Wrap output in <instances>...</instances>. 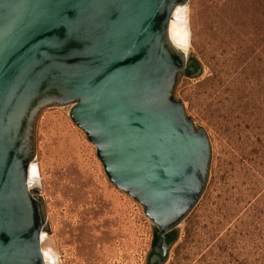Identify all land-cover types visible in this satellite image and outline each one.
<instances>
[{
    "label": "water",
    "instance_id": "1",
    "mask_svg": "<svg viewBox=\"0 0 264 264\" xmlns=\"http://www.w3.org/2000/svg\"><path fill=\"white\" fill-rule=\"evenodd\" d=\"M190 1L0 0V264H57L37 157L40 117L62 107L153 226L150 263H166L211 163L176 97L201 75L186 61Z\"/></svg>",
    "mask_w": 264,
    "mask_h": 264
},
{
    "label": "rangeland",
    "instance_id": "2",
    "mask_svg": "<svg viewBox=\"0 0 264 264\" xmlns=\"http://www.w3.org/2000/svg\"><path fill=\"white\" fill-rule=\"evenodd\" d=\"M176 97L209 139L204 198L165 264H264V0H191ZM69 107L40 117L37 173L58 264H146L154 229L116 190Z\"/></svg>",
    "mask_w": 264,
    "mask_h": 264
},
{
    "label": "trees",
    "instance_id": "3",
    "mask_svg": "<svg viewBox=\"0 0 264 264\" xmlns=\"http://www.w3.org/2000/svg\"><path fill=\"white\" fill-rule=\"evenodd\" d=\"M192 67L194 68L195 71H197V70L199 69V66H198V64H197L196 61L193 62ZM189 68H190V67H188V68L186 69V75H187V76L191 75V72H190ZM172 233H173V232H172ZM168 235H169L168 240L172 242V241L174 240V238H175V237H173L174 234H168Z\"/></svg>",
    "mask_w": 264,
    "mask_h": 264
},
{
    "label": "flooded vegetation",
    "instance_id": "4",
    "mask_svg": "<svg viewBox=\"0 0 264 264\" xmlns=\"http://www.w3.org/2000/svg\"><path fill=\"white\" fill-rule=\"evenodd\" d=\"M168 234H169V233H168ZM168 234H167V237H166V243H167L168 245H170L172 242L168 240V238H169V235H168ZM170 234H171V233H170ZM154 256H156V254L151 250V252L149 253V256H148V259H147L146 264H151L150 261H151V259H152ZM154 264H157V263H154Z\"/></svg>",
    "mask_w": 264,
    "mask_h": 264
},
{
    "label": "bare ground",
    "instance_id": "5",
    "mask_svg": "<svg viewBox=\"0 0 264 264\" xmlns=\"http://www.w3.org/2000/svg\"><path fill=\"white\" fill-rule=\"evenodd\" d=\"M188 33H189V31H188ZM188 36H189V34H188ZM188 36H187V48H188V45H189ZM37 176H38V173H37ZM39 185H40V183H39ZM54 254H55V253H54ZM55 258H56V263L58 264L56 255H55Z\"/></svg>",
    "mask_w": 264,
    "mask_h": 264
}]
</instances>
